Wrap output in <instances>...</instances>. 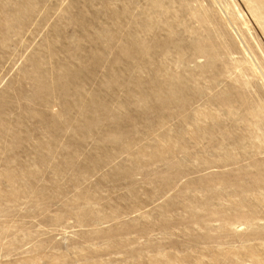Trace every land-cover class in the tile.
<instances>
[{"label": "rangeland", "instance_id": "1", "mask_svg": "<svg viewBox=\"0 0 264 264\" xmlns=\"http://www.w3.org/2000/svg\"><path fill=\"white\" fill-rule=\"evenodd\" d=\"M0 264H264V0H0Z\"/></svg>", "mask_w": 264, "mask_h": 264}]
</instances>
